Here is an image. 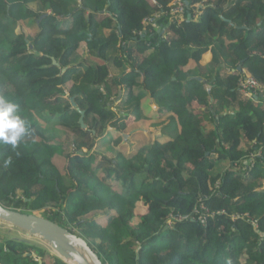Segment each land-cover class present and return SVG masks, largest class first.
I'll return each mask as SVG.
<instances>
[{
    "label": "trees",
    "instance_id": "trees-1",
    "mask_svg": "<svg viewBox=\"0 0 264 264\" xmlns=\"http://www.w3.org/2000/svg\"><path fill=\"white\" fill-rule=\"evenodd\" d=\"M173 1L0 0V96L28 125L0 144V204L103 264H264V97L239 91L264 87V0H189L181 23ZM130 118L160 136L125 153ZM48 253L0 239V264Z\"/></svg>",
    "mask_w": 264,
    "mask_h": 264
},
{
    "label": "water",
    "instance_id": "water-1",
    "mask_svg": "<svg viewBox=\"0 0 264 264\" xmlns=\"http://www.w3.org/2000/svg\"><path fill=\"white\" fill-rule=\"evenodd\" d=\"M80 122L83 125L82 119ZM0 223L39 239L66 264H103L84 238L47 218L7 209L0 204Z\"/></svg>",
    "mask_w": 264,
    "mask_h": 264
},
{
    "label": "rangeland",
    "instance_id": "rangeland-1",
    "mask_svg": "<svg viewBox=\"0 0 264 264\" xmlns=\"http://www.w3.org/2000/svg\"><path fill=\"white\" fill-rule=\"evenodd\" d=\"M200 8L202 7L201 5H198ZM172 19V18H171ZM23 25L22 22H19L18 25ZM29 25V24H28ZM31 26V25H29ZM156 29L160 28L159 25H155ZM22 29L21 26L18 27V30L17 31H20ZM36 31H37V28L34 27V26H31L29 28H26L25 32L28 33V35H35L36 34ZM211 57V55H207L205 56V60H208L209 58ZM90 60V59H89ZM89 63L94 64L93 61H90ZM242 95V94H241ZM243 96V95H242ZM145 101V100H144ZM155 109V107H154ZM162 111H159L158 110V119H162V114L163 113H160ZM157 122V120H156ZM127 123V130L125 131V142H124V146H123V150L125 153H128V150L129 152H134L136 149V145H138V147H141L142 145H144L147 141H150L151 138L153 137L152 134V131L155 132V128L150 124L151 122H144L142 124H136L135 123V120L130 118L129 120L126 121ZM45 125V124H43ZM158 132V131H157ZM154 134V133H153ZM160 133H157V136L159 137ZM113 139L114 137L111 138V142L113 143ZM130 144V146H129ZM129 146V147H127ZM259 154V153H258ZM117 189H119L118 191H120V188L119 186L117 185L116 187ZM39 215H41V212L38 213ZM42 216V215H41ZM100 218L101 220H99V223L101 225H105L106 222H107V219L104 215H101L99 217H97L96 219ZM0 239H4V240H10V239H15V240H23V241H29L31 242L32 244H35V245H38L39 247L45 249L48 253L47 256H45L44 258H40L41 261H45L46 264H54V260H55V257H58L51 249L49 246H46L45 243L41 242L39 239L37 238H30V237H27L25 234H23L22 232L20 231H16L14 228H12V226H9L7 224H2L0 223ZM32 255L33 256H37V254L35 253V251L32 252Z\"/></svg>",
    "mask_w": 264,
    "mask_h": 264
},
{
    "label": "clouds",
    "instance_id": "clouds-1",
    "mask_svg": "<svg viewBox=\"0 0 264 264\" xmlns=\"http://www.w3.org/2000/svg\"><path fill=\"white\" fill-rule=\"evenodd\" d=\"M27 132L28 125L21 118L19 106L0 96V144L16 147ZM6 163H11V160Z\"/></svg>",
    "mask_w": 264,
    "mask_h": 264
},
{
    "label": "built area",
    "instance_id": "built-area-1",
    "mask_svg": "<svg viewBox=\"0 0 264 264\" xmlns=\"http://www.w3.org/2000/svg\"><path fill=\"white\" fill-rule=\"evenodd\" d=\"M188 4L189 0H174L172 4L171 9V20L177 21V23H181L184 18L185 14L188 11ZM159 15L153 16L151 18H148L144 21L145 25H152L153 27H156L155 25L158 24ZM239 91L244 97H251V96H257L259 94L263 95L264 97V87L261 86L257 80H255L253 77L245 74L239 81ZM246 163L245 165H247ZM253 166V165H251ZM250 167V166H249ZM251 168V167H250Z\"/></svg>",
    "mask_w": 264,
    "mask_h": 264
},
{
    "label": "crops",
    "instance_id": "crops-1",
    "mask_svg": "<svg viewBox=\"0 0 264 264\" xmlns=\"http://www.w3.org/2000/svg\"><path fill=\"white\" fill-rule=\"evenodd\" d=\"M152 107H153V110L155 111V112H157L158 113V108L156 107V106H154V105H152ZM154 107H155V109H154ZM156 133H160L159 131L157 132V130L155 131ZM160 135V134H159Z\"/></svg>",
    "mask_w": 264,
    "mask_h": 264
}]
</instances>
